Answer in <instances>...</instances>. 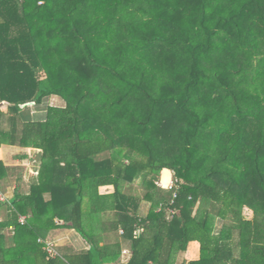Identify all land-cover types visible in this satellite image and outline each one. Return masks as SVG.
I'll return each instance as SVG.
<instances>
[{"label":"trees","instance_id":"obj_1","mask_svg":"<svg viewBox=\"0 0 264 264\" xmlns=\"http://www.w3.org/2000/svg\"><path fill=\"white\" fill-rule=\"evenodd\" d=\"M51 97L65 107L24 120ZM4 146L40 168L0 200V264H264V0H0ZM57 229L88 249L49 256Z\"/></svg>","mask_w":264,"mask_h":264},{"label":"rangeland","instance_id":"obj_2","mask_svg":"<svg viewBox=\"0 0 264 264\" xmlns=\"http://www.w3.org/2000/svg\"><path fill=\"white\" fill-rule=\"evenodd\" d=\"M224 34H225V32H224ZM216 43H220L219 38H216ZM259 58H260V56H256L255 58L252 59L251 64H249L251 66V69L253 71L255 70V68L259 64V62H258L259 61ZM242 61H244V60H242ZM243 65L248 66L247 63H246V61L243 62ZM235 78H237V77H235ZM204 91H206V89H204ZM65 105H66V103H65V101L63 99H61L59 97H51V98L46 99L45 100V103L42 106H39V107L33 106V105L32 106H29L28 108H26L25 110L22 111V116H23L24 120H34L38 116H40L41 114H43L49 106H53V107H65ZM16 151L15 152H12L11 154L12 155H14V153L18 154V151L17 152ZM29 152L31 153V155L33 153H35V152H33V150H30ZM21 153H23V152H20L18 155H22ZM134 157H135L134 159H136V160H140V158H141L140 156H138L136 154H135ZM32 158H34V156ZM22 164L25 165L28 168L31 163L30 162L29 163H26L25 162V163H22ZM32 165L33 166L34 165L39 166L38 163L35 164V161L33 162ZM174 178L175 177H174V173L173 172L168 171V170H164L161 173V177H160L159 182H160L161 186L163 185V183L166 186H168V185L171 184L172 181L174 182ZM157 185L159 187H161L159 184H157ZM163 187H165V186L163 185ZM129 188L131 190L130 189H127V188H125V190L127 192H129L131 196L134 197V200H133L134 203H135L134 205H137L140 208V213L142 215H146L150 211V208H151V204L145 199V195H146V192L148 190L147 186L144 185L143 183H141V180L140 181L138 180V181H136L134 183V185H132ZM100 191H101V194L102 195H105L108 198H113L112 197V194H113V191H114V188L113 187H110V188H102ZM131 208H132V206H131ZM244 215L246 217H253L254 216V213L250 209L246 208L244 210ZM218 226L221 227V223H218ZM122 231L123 230L119 231L120 233H113L112 235H110L107 238H109V241H111L113 239L122 238V236H123L121 234ZM58 233L65 234V236L61 237V239H58V240H55V241L54 240H51V242L55 245V250L58 252V254L64 253L66 250H69V249L70 250H74V251L77 250L76 246H74L73 243L76 244V242H78V241H76V242L74 241L75 239L73 237H75V234L73 233L72 230H70V229H61V230H58ZM120 235H122V236L120 237ZM123 245H124V247L121 249V252H123V250H129L130 249V247L128 245V242L124 241V244ZM195 256L194 255L188 256V259L191 260ZM181 258L182 257H180V258L178 257L177 261H180L181 262Z\"/></svg>","mask_w":264,"mask_h":264},{"label":"crops","instance_id":"obj_3","mask_svg":"<svg viewBox=\"0 0 264 264\" xmlns=\"http://www.w3.org/2000/svg\"><path fill=\"white\" fill-rule=\"evenodd\" d=\"M16 150L18 151V154L20 152H23L21 153L22 155H18L16 153H14V155L11 154L12 152H15ZM30 150H33V152H35L33 153L34 155L32 154L34 158H32L33 156L29 152ZM34 161H35V164L38 163L39 166L37 165L33 166L32 164ZM0 162H3L5 166L8 168L14 169L8 172L7 176H5L6 178L0 180V200L2 201L1 196H3L6 201L11 203L14 201L15 196L18 191L28 192L30 189V183L33 182L34 179L37 177L38 171L40 168V151L35 150V149H20L17 147L4 146L0 149ZM25 162L31 163L28 168L22 164ZM17 168H22V169L18 170ZM6 216L8 217V215H6L5 207H3L0 210V221H3L4 219H6ZM13 229H14L13 227L7 229L6 230L7 235L13 234L14 233ZM73 233L75 234V237H73L75 239L74 241L75 242L78 241L76 242V244L73 243V245L76 246L77 248L76 251L87 250L88 249L87 243L77 233H75V231H73ZM63 236H65V234L58 233V229H57V230H54L48 233L47 237L44 239L55 241V240L61 239V237ZM121 236L122 235H120V237ZM119 241L123 248L124 247L123 240L119 239ZM191 255H194V256L196 255L195 257H197L198 252L196 251V249L194 248L192 249L189 256Z\"/></svg>","mask_w":264,"mask_h":264},{"label":"built area","instance_id":"obj_4","mask_svg":"<svg viewBox=\"0 0 264 264\" xmlns=\"http://www.w3.org/2000/svg\"><path fill=\"white\" fill-rule=\"evenodd\" d=\"M18 1L24 2L25 0H18ZM40 5H43V2H40ZM157 184H159L161 186L160 182H158ZM177 184H178V181H176L174 179V182L172 181L170 185L165 186V187H163V185H162L161 187L163 189H166V190H174V189H176ZM177 196H178L177 193H175L174 199L177 198ZM1 199L5 200L3 196H1ZM169 213H170L169 216L172 217L175 214V211H173L172 209H169ZM25 220H26L25 217H22L20 219L21 224H24ZM121 234L122 235L124 234L123 231L121 232ZM135 236H137V234H135ZM39 242L45 244L44 250L46 253H48L49 256L56 257L59 255L58 252L55 250V245L50 240L40 239ZM126 255H130V249L129 250H123L122 256H126Z\"/></svg>","mask_w":264,"mask_h":264},{"label":"bare ground","instance_id":"obj_5","mask_svg":"<svg viewBox=\"0 0 264 264\" xmlns=\"http://www.w3.org/2000/svg\"><path fill=\"white\" fill-rule=\"evenodd\" d=\"M164 186H166L164 183H163Z\"/></svg>","mask_w":264,"mask_h":264}]
</instances>
